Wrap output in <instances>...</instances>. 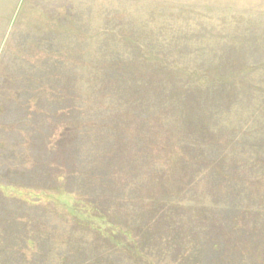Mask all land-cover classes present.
I'll return each instance as SVG.
<instances>
[{"label": "rangeland", "instance_id": "rangeland-1", "mask_svg": "<svg viewBox=\"0 0 264 264\" xmlns=\"http://www.w3.org/2000/svg\"><path fill=\"white\" fill-rule=\"evenodd\" d=\"M0 264H264V0H0Z\"/></svg>", "mask_w": 264, "mask_h": 264}, {"label": "trees", "instance_id": "trees-1", "mask_svg": "<svg viewBox=\"0 0 264 264\" xmlns=\"http://www.w3.org/2000/svg\"><path fill=\"white\" fill-rule=\"evenodd\" d=\"M257 185V184H256Z\"/></svg>", "mask_w": 264, "mask_h": 264}]
</instances>
